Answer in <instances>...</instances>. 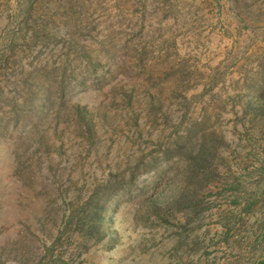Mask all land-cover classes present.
Returning <instances> with one entry per match:
<instances>
[{"label":"rangeland","instance_id":"374dc122","mask_svg":"<svg viewBox=\"0 0 264 264\" xmlns=\"http://www.w3.org/2000/svg\"><path fill=\"white\" fill-rule=\"evenodd\" d=\"M0 264H264V0H0Z\"/></svg>","mask_w":264,"mask_h":264}]
</instances>
